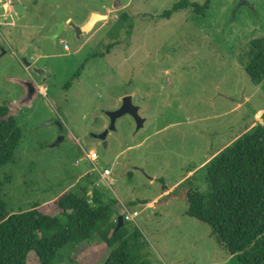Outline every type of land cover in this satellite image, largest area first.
<instances>
[{"label": "rangeland", "instance_id": "374dc122", "mask_svg": "<svg viewBox=\"0 0 264 264\" xmlns=\"http://www.w3.org/2000/svg\"><path fill=\"white\" fill-rule=\"evenodd\" d=\"M178 1L0 0V106L25 92L13 79L41 83L32 104L13 114L22 137L0 168L9 213L36 203L52 215L54 199L81 194L90 181L105 199L138 211L132 223L149 264H238L178 193L190 180L210 192L207 163L264 115L263 83L250 80L243 57L250 40L264 37V0H211L202 14L187 7L160 16ZM93 12L108 17L80 37L74 26ZM126 95L143 125L125 114L104 141L94 137ZM84 247L66 245L54 264H103L106 249L82 260ZM28 264H39L34 253Z\"/></svg>", "mask_w": 264, "mask_h": 264}, {"label": "trees", "instance_id": "16d2710c", "mask_svg": "<svg viewBox=\"0 0 264 264\" xmlns=\"http://www.w3.org/2000/svg\"><path fill=\"white\" fill-rule=\"evenodd\" d=\"M210 2L180 0L160 16L168 18L187 7L202 14ZM243 57L250 80L263 83L264 89V37L250 40ZM8 111V105L0 106V168L13 161L22 137ZM206 175L210 192L202 191L191 180L179 190L187 201V214L209 224L216 241L238 264H263L264 115L250 133L207 163ZM88 183L91 187H82L81 194L66 190L54 199L58 212L50 215L36 203L28 210L9 213L1 197L0 181V264H28L30 253L36 255L39 264H54L61 248L82 243V260L91 252L106 249L103 264H149L142 231L124 220L116 230L123 202L105 199L94 183Z\"/></svg>", "mask_w": 264, "mask_h": 264}, {"label": "water", "instance_id": "95a60500", "mask_svg": "<svg viewBox=\"0 0 264 264\" xmlns=\"http://www.w3.org/2000/svg\"><path fill=\"white\" fill-rule=\"evenodd\" d=\"M244 3H246V0H240L239 5L244 4ZM107 17H108L107 14H99V13L93 12L91 13L90 18L83 25L74 26V27L76 29L77 34H80L82 32H88L93 28L96 20L106 19ZM57 34L58 32L56 33V35ZM22 62H24L26 66L30 65V62H27L25 58L22 59ZM13 81H17L21 83L25 89V92L20 99L15 100L11 102V104H9L8 115H11V116H13L17 108H20L21 106H24V105H31L34 98H36L40 92V90L38 89L34 81L31 79H27V80L13 79ZM121 101H122L121 105L118 108H116L115 110L106 111V114L109 116V119H110L109 126L106 129H104L102 132L94 134L93 135L94 137L99 138L104 141L109 131L115 128L116 119L125 114H129L134 118L138 128L143 125L144 118H142L139 115V112H138L139 108L138 106L133 104L132 96L126 95L125 97L122 98ZM60 128H62L61 125H60ZM62 139H63L62 136L59 137L58 140L54 143V145H58L59 141ZM123 224H124L123 216L118 215L116 230L119 229Z\"/></svg>", "mask_w": 264, "mask_h": 264}, {"label": "built area", "instance_id": "2783aa9c", "mask_svg": "<svg viewBox=\"0 0 264 264\" xmlns=\"http://www.w3.org/2000/svg\"><path fill=\"white\" fill-rule=\"evenodd\" d=\"M86 157L90 161L95 162L98 158V155L95 151L91 150L88 153H86ZM99 173H100V176L102 179L107 180L108 176L110 174V170L105 168L102 172H99ZM96 186H97V184H96ZM122 207H123V213H122L123 220L124 221H131V222L134 221L139 214L138 211H136V210L132 211V210L128 209L127 206H125L123 203H122Z\"/></svg>", "mask_w": 264, "mask_h": 264}, {"label": "flooded vegetation", "instance_id": "af4514ba", "mask_svg": "<svg viewBox=\"0 0 264 264\" xmlns=\"http://www.w3.org/2000/svg\"><path fill=\"white\" fill-rule=\"evenodd\" d=\"M82 33H80V34H78L80 37H82V35H81ZM31 64V63H30ZM29 66H31V65H29ZM85 67V63H82L81 64V68L80 69H78L76 72H75V74H74V77H77V76H79L80 75V72H81V69H83ZM35 69L37 70V72L39 71V68H37V67H35ZM39 73V72H38ZM45 76L43 77V78H41L40 77V81L41 82H46V80H47V75L46 74H44ZM40 76H43V75H40ZM33 81H34V83L36 84V86L38 87V89L40 90V86H41V83H39L38 81H36V79L35 78H33L32 79ZM70 84V83H69ZM69 86V85H68ZM120 105V104H119ZM105 114H106V112H104ZM106 117H107V119L109 120V123H110V119H109V116L106 114ZM109 126V124H107V127ZM106 127V128H107ZM106 128H104V129H106ZM103 129V130H104Z\"/></svg>", "mask_w": 264, "mask_h": 264}]
</instances>
